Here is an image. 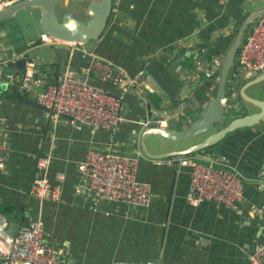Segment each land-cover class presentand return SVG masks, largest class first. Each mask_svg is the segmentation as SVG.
<instances>
[{"label": "crops", "instance_id": "1", "mask_svg": "<svg viewBox=\"0 0 264 264\" xmlns=\"http://www.w3.org/2000/svg\"><path fill=\"white\" fill-rule=\"evenodd\" d=\"M64 1L73 2L74 7L82 1L90 4L96 0ZM113 5L106 31L99 40L82 47L84 56L59 49L57 41L44 42L47 36L41 30L37 9L23 10L0 27V64L5 62V68H14L19 59L25 58L45 83H56L68 69L87 77L89 57L112 63L122 83L107 88L122 99L125 118L114 132L78 129L68 118L54 120L48 112L30 104L38 103V99L20 91L21 74L2 72L0 133L6 159L0 172V214L10 227L41 216L46 242L68 264H113L122 260L251 264L250 253L264 242V211L261 216L253 211L264 207V187L258 181L264 165V123L229 134L208 158V151L194 155L198 164L213 161L219 166L226 162L238 170L244 199L237 209L212 202L190 205L187 195L192 168H171L162 163L164 159L146 157L139 139L146 129L143 122L149 120L153 109L169 118L172 128L183 119L194 122L201 118L215 97L222 63L236 29L238 32L250 14L264 9V0H120ZM211 60L219 72L208 80L202 70ZM149 65L174 91L181 94L188 89V96L178 104L170 101L147 72ZM141 72L149 77L146 85L130 87L129 81ZM255 77L244 78L239 90ZM89 79L102 87L95 73ZM254 88L264 95V82L246 92L250 95ZM198 91L203 93L200 98L196 96ZM261 96L250 95L264 100ZM236 98L230 103L232 108L246 106L235 104L240 102V94ZM229 111L235 118L243 114ZM108 145L123 153L141 154L137 178L150 186L149 209L99 202L87 192H76L80 178L77 165L92 146ZM147 150L152 155L165 153ZM42 155L53 158V181L57 173L64 174L59 202L40 203L29 194L37 177L36 161Z\"/></svg>", "mask_w": 264, "mask_h": 264}, {"label": "built area", "instance_id": "2", "mask_svg": "<svg viewBox=\"0 0 264 264\" xmlns=\"http://www.w3.org/2000/svg\"><path fill=\"white\" fill-rule=\"evenodd\" d=\"M24 0H0V12L7 7ZM120 0H113L117 3ZM45 38V37H44ZM44 42L55 43L50 37ZM87 77L80 76L76 71L68 69L56 83H45L37 78L33 66L26 63L19 89L22 93L33 94L38 103L48 110L54 120L66 117L78 129L87 127L93 132L98 130L116 131L125 121L123 103L120 97L114 96L108 86L117 87L122 83V76L110 62L89 57ZM1 67H8L5 62ZM208 80L219 72L216 63L211 60L204 64L203 70ZM264 72V16L258 19L249 30L242 42L234 69L229 74L228 92L223 103L227 109L241 111L242 106L232 108L230 103L239 95V86L244 78ZM96 74V86L90 82L89 75ZM144 72L129 81L130 87L146 85ZM241 99V98H240ZM149 121L143 124L148 127ZM6 147L0 133V172L5 169ZM210 151L206 153V158ZM141 154L123 153L113 148L92 146L86 157L77 165L79 182L76 192H87L99 202L123 204L131 208L149 209L152 198L150 186L137 178L138 161ZM197 157L176 156L165 158L162 163L171 168L190 166L192 176L187 202L199 206L205 202L223 205L237 209L244 199L242 176L226 162L217 166L213 161L208 164H198ZM52 156L42 155L37 158V177L33 181L29 194L39 200L59 202L61 200L60 183L64 180L63 173H57L55 180L51 179ZM197 160V159H196ZM258 181L264 187V165H262ZM254 214L261 216L264 207L255 208ZM10 223L0 214V262L9 264H68V261L58 257L54 248L46 242V230L41 216L31 219L17 228L15 233H9ZM251 264H264V242L254 247L250 253ZM113 264H161L158 260L134 262L116 261Z\"/></svg>", "mask_w": 264, "mask_h": 264}, {"label": "water", "instance_id": "3", "mask_svg": "<svg viewBox=\"0 0 264 264\" xmlns=\"http://www.w3.org/2000/svg\"><path fill=\"white\" fill-rule=\"evenodd\" d=\"M73 2L64 0H24L15 3L0 12V27L15 19L23 10L37 9L40 11V27L45 36L59 42V49L72 51L76 55L84 56L82 47L99 40L106 31L111 15L114 11L113 0H96L87 4L82 1L76 6ZM264 16V9L256 11L246 17L241 23L234 42L228 49L223 60L219 76V84L214 99L209 103L206 110L201 113L197 121L182 120L180 124L171 127V120L153 109L149 116L148 127L141 133L139 143L144 155L150 159H165L176 156H193L198 153L211 151L218 146L229 134L238 130L252 128L264 123V100L248 96L247 90L264 82V72L253 74L254 79L244 83L239 90L240 97L244 103L256 109L251 112L242 107L243 114L234 117L227 109L223 101L228 93L229 74L234 69L238 53L247 31L251 25ZM72 47L74 49L72 50ZM26 59L17 61L14 68L1 67V72L11 74L24 73ZM147 72L162 87L169 100L175 104L180 103L188 96V89L181 94L173 88L152 67H147ZM40 111L48 110L38 103H32ZM231 107V104H229ZM194 113L190 117L193 118ZM146 120L143 122L146 123ZM217 126H222L217 129ZM144 129V128H143ZM202 138L201 141L187 147L183 145L192 140ZM147 148H151L159 155H152ZM214 156V153L212 154ZM17 225H11L9 233L13 235Z\"/></svg>", "mask_w": 264, "mask_h": 264}, {"label": "rangeland", "instance_id": "4", "mask_svg": "<svg viewBox=\"0 0 264 264\" xmlns=\"http://www.w3.org/2000/svg\"><path fill=\"white\" fill-rule=\"evenodd\" d=\"M23 29L25 30V29H27V28H24L23 27ZM23 29H20L21 31H23ZM25 31H29L28 29L27 30H25ZM257 91L258 92H261L259 89H257ZM256 90H255V88L253 89V92H252V94H250V95H252V96H256V95H258V96H261V94L260 93H258ZM248 94V93H247ZM249 94H248V96H250ZM261 97H263L264 98V95H262ZM242 103H243V105H246V106H243L245 109H247V110H249L250 111V113L251 112H255L256 111V109L254 108V107H252L251 105H248L247 103H244L243 101H242V99L240 100V102H235V104H237L238 106L239 105H242ZM234 104V105H235ZM236 106V105H235ZM222 126H217V129H220ZM201 139L202 138H198V139H195V140H192L191 142H189V143H186V144H184L183 146L184 147H187V146H189V145H191V144H195V143H198L199 141H201Z\"/></svg>", "mask_w": 264, "mask_h": 264}, {"label": "trees", "instance_id": "5", "mask_svg": "<svg viewBox=\"0 0 264 264\" xmlns=\"http://www.w3.org/2000/svg\"><path fill=\"white\" fill-rule=\"evenodd\" d=\"M235 32L237 33V29H236ZM202 95H203V93L200 92V91H198V92L196 93V96H198V98L202 97ZM148 96L151 97V94H148ZM210 152H211V151H210Z\"/></svg>", "mask_w": 264, "mask_h": 264}]
</instances>
